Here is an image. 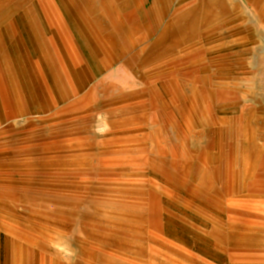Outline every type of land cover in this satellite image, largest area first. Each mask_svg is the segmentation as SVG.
I'll list each match as a JSON object with an SVG mask.
<instances>
[{
	"label": "rangeland",
	"instance_id": "obj_1",
	"mask_svg": "<svg viewBox=\"0 0 264 264\" xmlns=\"http://www.w3.org/2000/svg\"><path fill=\"white\" fill-rule=\"evenodd\" d=\"M0 264H264V0H0Z\"/></svg>",
	"mask_w": 264,
	"mask_h": 264
},
{
	"label": "crops",
	"instance_id": "obj_2",
	"mask_svg": "<svg viewBox=\"0 0 264 264\" xmlns=\"http://www.w3.org/2000/svg\"><path fill=\"white\" fill-rule=\"evenodd\" d=\"M4 87H5L4 84L0 82V95L6 94V90Z\"/></svg>",
	"mask_w": 264,
	"mask_h": 264
}]
</instances>
